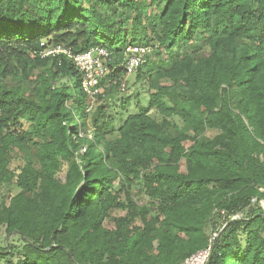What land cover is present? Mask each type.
<instances>
[{
	"label": "trees",
	"instance_id": "1",
	"mask_svg": "<svg viewBox=\"0 0 264 264\" xmlns=\"http://www.w3.org/2000/svg\"><path fill=\"white\" fill-rule=\"evenodd\" d=\"M42 42L106 49L107 92L125 49L150 47L133 73L148 107L113 129L101 99L86 111L71 60L40 58ZM5 184L18 193L0 223L16 243L0 264H180L219 218L208 264H264L252 204L264 202V0H0Z\"/></svg>",
	"mask_w": 264,
	"mask_h": 264
},
{
	"label": "built area",
	"instance_id": "2",
	"mask_svg": "<svg viewBox=\"0 0 264 264\" xmlns=\"http://www.w3.org/2000/svg\"><path fill=\"white\" fill-rule=\"evenodd\" d=\"M40 47L41 50L38 52V55L42 59L63 56L72 61L80 76L82 92L86 96L87 112L92 111L95 108L98 99L102 100L109 87L116 84L115 81H105L108 75L112 72L107 67V64L111 61V57L106 49L94 47L83 53L74 54L71 49L60 44H46L42 42L40 43ZM151 50L150 47L141 45H131L125 49L123 62L121 64L124 77L119 83V91H124L125 79L144 65ZM252 204H258L261 209H264L263 201L257 203L254 199L252 200ZM221 214L224 215V213ZM242 217L243 213H237L231 217V220H240ZM216 237L217 233L210 237L206 248L190 255L180 264H208L211 259Z\"/></svg>",
	"mask_w": 264,
	"mask_h": 264
},
{
	"label": "rangeland",
	"instance_id": "3",
	"mask_svg": "<svg viewBox=\"0 0 264 264\" xmlns=\"http://www.w3.org/2000/svg\"><path fill=\"white\" fill-rule=\"evenodd\" d=\"M135 74L128 76L125 79V89L124 91H118L117 89L105 93L104 98L102 99L103 104L106 106V113L111 118L113 129H116L120 123L127 117V115L138 114L148 107V98L146 95V85L145 83L138 84L135 80ZM135 81V82H134ZM150 115L155 120L160 121L161 117L156 114L152 109L150 110ZM90 131V130H89ZM79 135L82 136L84 133L89 134V132H79ZM216 131H208L207 136L212 137L215 135ZM90 135V134H89ZM86 145L83 144L79 151L75 153L74 160L78 161L77 155H82L84 153ZM19 164V161H16V165ZM115 185H117L115 183ZM18 193V189L15 188L13 184L0 185V202L6 195H15ZM125 191L121 192L122 199H124ZM132 197L138 205H144L147 203V199L143 196L133 192ZM123 215V213H112V217ZM215 225L208 226L206 229V235L212 237L217 231L222 228L224 225L223 219H215ZM105 227L111 228L112 223L110 220L105 222ZM9 243H16L15 238H7L5 234V227L0 223V249H5Z\"/></svg>",
	"mask_w": 264,
	"mask_h": 264
}]
</instances>
